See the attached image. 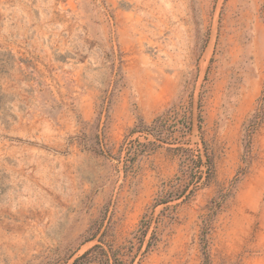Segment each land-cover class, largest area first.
Segmentation results:
<instances>
[{"label": "rangeland", "instance_id": "1", "mask_svg": "<svg viewBox=\"0 0 264 264\" xmlns=\"http://www.w3.org/2000/svg\"><path fill=\"white\" fill-rule=\"evenodd\" d=\"M169 109L190 130L149 152L131 131ZM203 142L209 181L151 209ZM100 237L125 264H264V0H0V264Z\"/></svg>", "mask_w": 264, "mask_h": 264}, {"label": "trees", "instance_id": "2", "mask_svg": "<svg viewBox=\"0 0 264 264\" xmlns=\"http://www.w3.org/2000/svg\"><path fill=\"white\" fill-rule=\"evenodd\" d=\"M178 114L174 110H167L162 115L156 117L150 125H145L140 122L138 126L132 129L131 133H145L153 138V142H148L143 145L145 149L150 147V151H154L159 145L158 144H179L178 135L184 136L187 131L190 130V116L186 113L177 120ZM263 119V113L258 110L253 118L248 122L245 130L247 136H250L253 131L259 126ZM200 122V121H199ZM202 148L198 150L196 158L193 151L190 149H185L181 146L176 147L175 151L182 153L181 157L185 162V167L181 170V175L175 180L166 184L160 191L151 209H155L160 205H167L173 201L184 199L187 201L193 197L195 191L198 189L199 185L206 184L211 178L212 173V162L208 155L205 143H202ZM143 153L145 151H139L138 153ZM138 153H128L126 156L125 167L127 168V163L132 160V155L137 156ZM125 168V169H126ZM203 180V181H202ZM222 204V199L220 201H212L208 208V214L204 218V226L202 231V241L208 231L210 221L215 214V212L220 208ZM155 223L152 214H146L140 221L139 227L133 234V239L140 243L139 250L145 241V238ZM156 227L151 233V236L147 242L145 253L149 252L152 243L156 238ZM95 238V234L91 236L88 241ZM99 244L94 245L83 255L75 259L73 264H125V257L127 252H123L122 248H114L113 245L105 243L103 237L98 239ZM132 241L130 242V244ZM207 260V258L205 257Z\"/></svg>", "mask_w": 264, "mask_h": 264}]
</instances>
